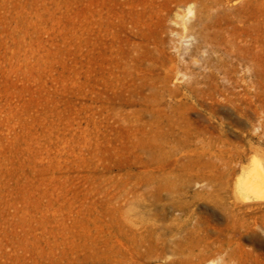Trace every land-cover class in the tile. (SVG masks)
I'll return each mask as SVG.
<instances>
[{
  "label": "rangeland",
  "instance_id": "obj_1",
  "mask_svg": "<svg viewBox=\"0 0 264 264\" xmlns=\"http://www.w3.org/2000/svg\"><path fill=\"white\" fill-rule=\"evenodd\" d=\"M230 42L264 60V0H0V264H264V199L216 171Z\"/></svg>",
  "mask_w": 264,
  "mask_h": 264
},
{
  "label": "bare ground",
  "instance_id": "obj_2",
  "mask_svg": "<svg viewBox=\"0 0 264 264\" xmlns=\"http://www.w3.org/2000/svg\"><path fill=\"white\" fill-rule=\"evenodd\" d=\"M188 11L193 12L192 5L188 7ZM193 30L194 24L191 25V31ZM216 51L219 54L214 60V68L227 83L225 85L226 98L239 115L236 123L244 127H247V124L250 126L244 133V142L234 141L225 137L221 132L216 135L214 154L217 175L222 179L227 175L230 180L235 179L234 188L239 198L249 201L259 199L260 201L264 199V97L262 96L264 60L259 57L256 50L239 46L234 42ZM151 134L149 143L157 146L159 143L157 131H152ZM219 181L222 180L219 179ZM110 197L118 202L116 206L118 211L127 206L130 210L137 212V205L134 208L135 203L142 200V196L134 192L113 194ZM133 222V225L137 223ZM140 225L142 226L136 227L133 231L139 233L143 242L150 237L153 239V235L156 234L157 239L161 240L160 232L154 226L155 223L151 226Z\"/></svg>",
  "mask_w": 264,
  "mask_h": 264
}]
</instances>
